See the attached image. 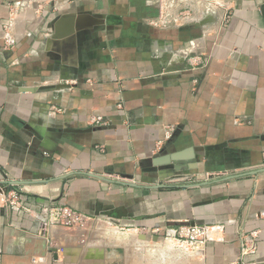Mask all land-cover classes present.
<instances>
[{"label": "crops", "instance_id": "crops-1", "mask_svg": "<svg viewBox=\"0 0 264 264\" xmlns=\"http://www.w3.org/2000/svg\"><path fill=\"white\" fill-rule=\"evenodd\" d=\"M190 3L0 0V264H130L189 223L198 264H264V171L203 183L264 169V0Z\"/></svg>", "mask_w": 264, "mask_h": 264}, {"label": "built area", "instance_id": "built-area-1", "mask_svg": "<svg viewBox=\"0 0 264 264\" xmlns=\"http://www.w3.org/2000/svg\"><path fill=\"white\" fill-rule=\"evenodd\" d=\"M172 1V0H170ZM206 3V7L202 10L201 3ZM218 4V0H192L189 4L195 12V17H203L208 12L212 11L214 5ZM102 118L98 117L97 122ZM7 191L0 188V194L5 201L12 204V207L18 209V199L19 195L17 192L13 191L9 197H7ZM36 217L40 220L41 229H47L52 226H64V227H85L89 224L90 217L77 209L72 208L66 204H51L48 206H43L38 212H36ZM207 227L203 224L189 223L184 226L167 231L166 235H173L178 237V240L187 239L190 240L195 246L204 243L206 237ZM145 231V229H141ZM160 231V230H159ZM158 229L156 232H159ZM249 250V247H244V253Z\"/></svg>", "mask_w": 264, "mask_h": 264}, {"label": "rangeland", "instance_id": "rangeland-1", "mask_svg": "<svg viewBox=\"0 0 264 264\" xmlns=\"http://www.w3.org/2000/svg\"><path fill=\"white\" fill-rule=\"evenodd\" d=\"M150 234L151 233L146 230L130 232V242L145 240L150 243V245L145 247L136 245L134 248H130V264H170V261L172 262L171 264H198L200 249L190 240L183 238L178 240V237L171 234L161 235L160 239L154 240V237L148 236ZM144 236L146 237L143 238ZM157 248L163 249L165 253H160L158 255L161 256L164 254L163 258H166V260H162L155 253L151 254L153 249ZM165 255H167V257H165ZM149 259L152 260V262H150Z\"/></svg>", "mask_w": 264, "mask_h": 264}, {"label": "water", "instance_id": "water-1", "mask_svg": "<svg viewBox=\"0 0 264 264\" xmlns=\"http://www.w3.org/2000/svg\"><path fill=\"white\" fill-rule=\"evenodd\" d=\"M184 156H185V153L169 154V156H167V157H165L163 159L156 160V162H157V164H170V163H173V165H175V168H177V170H182L184 168H188L189 167L188 165H189L190 161H193V157H184ZM185 162H187L186 166L182 167V164H184ZM178 167H180V168H178ZM263 171H264V169L251 170V171H246V172L239 173V174L228 175V176H225L223 178H219V179L212 180V181H205L203 183H210V182H213V181L228 180V179H231V178H235V177H239V176H245V175H254V174H258V173L263 172ZM92 175H95V174H92ZM3 183L20 184V183H23V182H21V181H0V185L3 184ZM154 238H155V240L159 239L158 236H155Z\"/></svg>", "mask_w": 264, "mask_h": 264}, {"label": "bare ground", "instance_id": "bare-ground-1", "mask_svg": "<svg viewBox=\"0 0 264 264\" xmlns=\"http://www.w3.org/2000/svg\"><path fill=\"white\" fill-rule=\"evenodd\" d=\"M148 236H151V234L150 235H148ZM146 236H144L143 238H145ZM154 240H155V238H154ZM201 245V244H200ZM199 246V245H198ZM198 246H197V248H198ZM156 254V255H158V254H160V253H165L164 251H163V249L162 248H157V249H153V251L151 252V254ZM200 255V254H199ZM154 256V255H153ZM158 257H160L162 260L164 259V260H166V258H163L164 257V254L163 255H158ZM165 257H167V255H165ZM150 259H151V257H150ZM149 259V261L150 262H152V260H150ZM173 260V259H172ZM174 261V260H173ZM158 262V261H157ZM170 264L172 263L171 261L169 262ZM150 264V263H149Z\"/></svg>", "mask_w": 264, "mask_h": 264}]
</instances>
